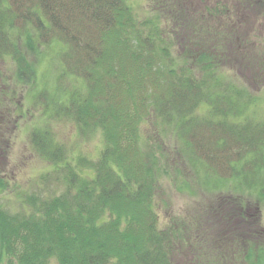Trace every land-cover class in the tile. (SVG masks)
Masks as SVG:
<instances>
[{
    "label": "trees",
    "instance_id": "16d2710c",
    "mask_svg": "<svg viewBox=\"0 0 264 264\" xmlns=\"http://www.w3.org/2000/svg\"><path fill=\"white\" fill-rule=\"evenodd\" d=\"M181 2L152 0L159 18L140 20L127 0H0V58L11 56L19 78L31 79L27 53L54 50L85 90L58 93L52 116L104 137L92 159L34 126L32 146L51 166L42 180L54 176L57 191L26 194L17 212L0 196V264H181L187 250L188 264H264L257 202L232 195L168 227L154 209L161 146L148 138L143 146L140 126L151 116L175 133L183 159L212 177L240 175L251 187L245 176L264 169V119L249 114L260 98L225 68L236 63L248 80L264 75V53L246 52L233 21L210 19L226 8L208 6L206 18ZM169 24L183 39L178 56ZM7 187L0 175V194Z\"/></svg>",
    "mask_w": 264,
    "mask_h": 264
},
{
    "label": "rangeland",
    "instance_id": "374dc122",
    "mask_svg": "<svg viewBox=\"0 0 264 264\" xmlns=\"http://www.w3.org/2000/svg\"><path fill=\"white\" fill-rule=\"evenodd\" d=\"M127 2L138 19L159 18L157 10L152 7V0H127ZM248 3L247 0H182L179 5L186 10L193 7L196 15L200 10L202 16L206 18L209 17L206 15V7L218 6L220 10L226 8L221 14L223 16L210 19H219L224 24H228L225 21H233L234 29L246 34L243 41L247 45L246 52L254 56L258 54L262 56L264 0H248ZM165 29L170 30L175 47L173 52L178 56L184 52L182 36L179 32L173 34L170 24L166 25ZM238 51L245 53L240 48ZM27 58L35 66L36 74L31 79L25 78L26 80L19 78L17 63L11 56L0 58V175L8 182L7 189L0 196L3 206L11 212L23 210V197L39 188L44 194L49 193L45 191L48 185L52 190L57 191L54 176L51 175L47 181L42 180L41 176L51 169V166L32 146L30 133L35 125L45 124L47 128L49 127L66 143L74 155L85 154L96 159L104 146L101 131L82 136L73 120L54 117L51 114L54 110L53 101L63 98V93L61 95L58 93L72 89L84 91L83 80L64 72L58 56L50 48L42 49L39 53L28 52ZM230 59L236 60V58ZM235 65L236 63L225 65L226 69H234L231 72L226 70L228 75L244 81L249 90L260 98L259 104L253 107L249 114L253 113L255 118L264 119L263 72L258 75L252 72L248 80L249 72L240 70L238 65ZM46 89L48 93L45 92ZM156 120L157 118L151 116L143 120L140 126L143 146H147V138L150 142L157 141L161 146L160 150H154L158 154L161 169L160 182L154 199V209L158 214L159 223L168 227L174 222L191 221L194 216H198L199 211H204L211 205L219 207L225 197L240 194L258 203L261 218L260 232L264 237V191H261L260 185V183L264 184V169L245 176L244 181L252 184L251 187H243L245 184H240V180L242 183L240 175L228 180L212 177L201 163L183 159L176 150L180 143H177L175 133L170 129L167 130L164 124ZM230 164L232 165V162ZM241 164L243 165L242 162ZM237 185L241 188H237ZM262 246L264 247V242ZM188 252L189 250L181 255V264H188L191 260ZM54 264L57 263L54 261Z\"/></svg>",
    "mask_w": 264,
    "mask_h": 264
}]
</instances>
